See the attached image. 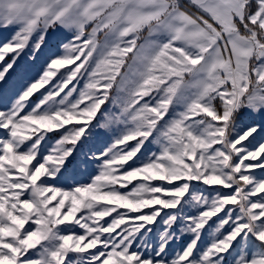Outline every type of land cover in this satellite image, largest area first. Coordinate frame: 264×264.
Instances as JSON below:
<instances>
[{
	"label": "snow or ice",
	"instance_id": "obj_1",
	"mask_svg": "<svg viewBox=\"0 0 264 264\" xmlns=\"http://www.w3.org/2000/svg\"><path fill=\"white\" fill-rule=\"evenodd\" d=\"M0 264H264V0H0Z\"/></svg>",
	"mask_w": 264,
	"mask_h": 264
},
{
	"label": "rangeland",
	"instance_id": "obj_2",
	"mask_svg": "<svg viewBox=\"0 0 264 264\" xmlns=\"http://www.w3.org/2000/svg\"><path fill=\"white\" fill-rule=\"evenodd\" d=\"M81 87L83 86V81H81V85H80Z\"/></svg>",
	"mask_w": 264,
	"mask_h": 264
}]
</instances>
